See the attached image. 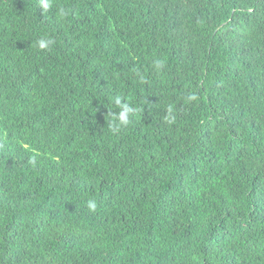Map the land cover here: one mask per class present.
<instances>
[{
	"label": "trees",
	"instance_id": "16d2710c",
	"mask_svg": "<svg viewBox=\"0 0 264 264\" xmlns=\"http://www.w3.org/2000/svg\"><path fill=\"white\" fill-rule=\"evenodd\" d=\"M51 2L0 0V264H264V0Z\"/></svg>",
	"mask_w": 264,
	"mask_h": 264
},
{
	"label": "clouds",
	"instance_id": "9594fccd",
	"mask_svg": "<svg viewBox=\"0 0 264 264\" xmlns=\"http://www.w3.org/2000/svg\"><path fill=\"white\" fill-rule=\"evenodd\" d=\"M38 7L43 10V13H46L49 11V9L52 7L51 0H38ZM67 11L64 8L59 9V16L65 17L67 16ZM54 43V41L50 38L40 37L36 41V47L40 50H48L50 49V46ZM166 61L164 59H155L153 60V67L156 72H161L165 66ZM136 75L139 76L140 80H144V76L141 75L138 71L136 72ZM197 99L195 94H189L186 97V102H193ZM114 104L119 107L120 111L118 113H113V120L109 124V129L113 133H119L120 130L124 127H126L130 123V116H132L136 109L130 105L129 103L122 102L121 97L117 96L114 98ZM164 121L168 124H173L176 121V114L174 107L172 105H168L166 109V114L163 117ZM33 165L36 162L35 156L32 157L30 161ZM88 207L90 210H95L97 207L96 203L94 201L88 202Z\"/></svg>",
	"mask_w": 264,
	"mask_h": 264
}]
</instances>
